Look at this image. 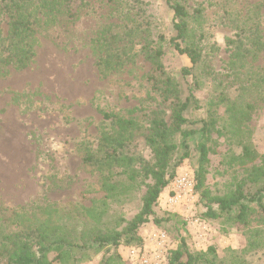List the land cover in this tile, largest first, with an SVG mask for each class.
Returning <instances> with one entry per match:
<instances>
[{
    "label": "rangeland",
    "instance_id": "1",
    "mask_svg": "<svg viewBox=\"0 0 264 264\" xmlns=\"http://www.w3.org/2000/svg\"><path fill=\"white\" fill-rule=\"evenodd\" d=\"M183 1L188 7L198 8V5L204 10L200 40L206 67L205 71L202 69L203 74L196 76L197 86L190 85L195 101L186 112L192 122L186 128L196 133L184 144L179 137L174 139L177 147L168 169L171 181L160 194L149 222L138 230L136 241L117 248L116 252L121 255L117 264H131L128 248L143 245V240L154 230L166 232L170 250H175L182 240L191 252L214 249L217 262H229L235 253L241 254L246 264H264L261 243L264 221L258 225L251 223L247 229L231 215L209 219L205 216L200 191L195 192L190 202L167 204L170 185L177 177L194 178L198 160L196 146L201 138L199 122L208 120V110L214 113L211 116L215 120V129L207 143L209 153L203 185L209 196L228 195L247 178L253 166L264 169V103L248 101L252 109L247 113L249 119L241 122L239 131L231 125L232 115L226 109L237 95L236 104L244 106L245 95L229 91L226 95L229 99L217 104L222 77H229L225 79L228 83L233 82L232 73L228 72L231 53L225 45V40L235 32L232 16L246 12L261 0ZM68 5L71 17L60 14L39 17L31 38L35 57L30 65L21 71L9 68L0 77V207L37 214L50 207L59 215H76L100 206L104 198L100 176L83 165L81 158L86 145L95 147L101 135L110 132L102 120V112L122 118L138 116L146 127L151 110L162 107L147 81L152 66L139 50L144 41L158 35L166 40L173 36L171 14L164 0H71ZM122 12L141 20L145 32L133 41L135 55L131 61L102 76L95 65L96 55L90 41L102 28L122 23L125 19ZM259 20L264 33V8ZM2 29L6 34L5 21ZM166 46L162 63L166 73L179 83L181 95L185 97L188 84L181 70L191 64L186 56ZM252 66L264 68V52ZM239 73L242 81L244 67ZM222 91H226V86ZM136 142L141 144L139 138ZM243 146L251 149V161L241 157ZM146 152L144 155L148 158ZM146 183L150 181H137L127 189L121 183L124 188L109 194L107 206L102 209L105 214L98 225L102 232L121 231L139 212ZM262 204L264 207V196ZM258 218L264 220V212L258 211ZM256 230L261 232L253 237ZM75 252L70 253L64 264H100L108 249ZM54 256L51 253L49 259Z\"/></svg>",
    "mask_w": 264,
    "mask_h": 264
},
{
    "label": "trees",
    "instance_id": "2",
    "mask_svg": "<svg viewBox=\"0 0 264 264\" xmlns=\"http://www.w3.org/2000/svg\"><path fill=\"white\" fill-rule=\"evenodd\" d=\"M70 2L71 0H0V77L9 68L21 71L30 65L35 57L31 38L35 34L39 17H51L55 14L71 17L68 9ZM164 3L171 14L173 36L166 40L164 36L158 35L153 40L144 41L139 50L152 66L147 81L150 91L162 107L151 110L146 127L145 121L138 116L122 118L102 112V120L110 132L102 134L95 147L86 145L82 154L83 165L100 176V190L104 194L101 205L87 208L83 210V214L76 215H59L50 207L41 209L40 214L0 207V264H64L72 251L78 250L80 253L93 248L96 251L108 249V254L100 264H117L121 260L120 252H116L117 248L136 241L138 230L149 222L160 194L171 181L172 174L168 169L177 147L174 139L179 137L180 143L184 144L186 139L196 133L195 130L186 128L192 123L186 112L195 101L190 85L197 86L196 76L203 74L202 69L205 71L206 67L203 60L206 55L200 40L204 10L198 5V8L188 7L183 0H164ZM263 8L264 0H261L246 12L234 14L231 23L235 32L232 38L225 40L231 53L228 72L232 73L229 75L233 82L228 83L225 79L229 77H222V88L218 93L221 101H217V104L229 99L226 97L229 91L245 95L244 106L236 104L237 95L232 98L233 101H229V109H226V113L232 115L231 125L238 131L241 122L249 119L247 113L252 109V104L248 101L258 100L264 103V68L252 66L264 52V33L259 20ZM122 15L125 18L122 23L102 28L90 41L96 55L95 65L102 76L131 61L135 55L133 41L145 32L143 22L135 15L129 16L128 12H122ZM4 21L7 26L6 34L2 29ZM166 45L186 56L191 64L189 68L181 70V76L188 84L185 97L181 95L179 83L166 73L162 63ZM242 67L245 73L241 81L239 70ZM225 86L226 91H222ZM193 108L198 106L195 104ZM208 114V120L199 122L201 138L196 146L198 160L193 178L195 192L200 191L207 218L231 215L234 221L249 229L251 223L258 225L264 221L258 218V211L264 212V169L253 166L247 178L228 195L209 196L203 185L209 153L207 143L215 129V120L211 116L213 112L208 110ZM240 132L244 134V131ZM138 138L141 144L136 142ZM145 151L148 158H145ZM184 157L186 156L183 155ZM241 157L251 161V149L243 146ZM140 179L145 182L149 180L150 183L144 185L145 192L139 212L126 222L121 231L102 232L98 225L105 214L102 209L107 206L105 201L111 197L109 194L121 190L124 185L127 189L137 181L142 183ZM78 226L84 227V230L78 229ZM85 227H88L87 231ZM260 232L261 230L254 231L253 237H258ZM261 243L264 246V239ZM255 245L251 243V247ZM51 253L55 256L49 259ZM167 264L246 263L241 254L235 253H232L229 262H217L214 249L191 252L181 240L175 250H170Z\"/></svg>",
    "mask_w": 264,
    "mask_h": 264
},
{
    "label": "built area",
    "instance_id": "3",
    "mask_svg": "<svg viewBox=\"0 0 264 264\" xmlns=\"http://www.w3.org/2000/svg\"><path fill=\"white\" fill-rule=\"evenodd\" d=\"M167 204L170 206L192 201L195 196L193 178L188 175L177 177L170 185ZM199 224L198 220L194 221ZM140 247L132 246L127 250V258L131 264H167L169 238L165 231L154 230L148 234Z\"/></svg>",
    "mask_w": 264,
    "mask_h": 264
}]
</instances>
